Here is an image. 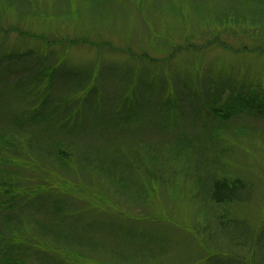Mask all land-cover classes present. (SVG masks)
I'll return each mask as SVG.
<instances>
[{
  "label": "rangeland",
  "instance_id": "obj_1",
  "mask_svg": "<svg viewBox=\"0 0 264 264\" xmlns=\"http://www.w3.org/2000/svg\"><path fill=\"white\" fill-rule=\"evenodd\" d=\"M0 264H264V0H0Z\"/></svg>",
  "mask_w": 264,
  "mask_h": 264
},
{
  "label": "trees",
  "instance_id": "obj_2",
  "mask_svg": "<svg viewBox=\"0 0 264 264\" xmlns=\"http://www.w3.org/2000/svg\"><path fill=\"white\" fill-rule=\"evenodd\" d=\"M88 1V0H86ZM177 15L181 16V13L179 11L176 12ZM201 13V11H200ZM199 13V14H200ZM198 14V15H199ZM42 86H47V85H42ZM44 92V91H41ZM244 182H228L226 180H215L213 182V190L211 192V199L214 202L217 203H231V202H244L249 199L251 192L250 189L244 185ZM247 190L248 194L243 195L241 192ZM234 221V220H231Z\"/></svg>",
  "mask_w": 264,
  "mask_h": 264
}]
</instances>
